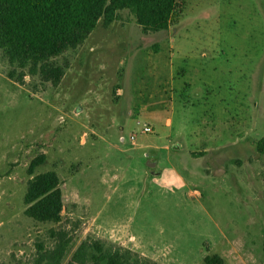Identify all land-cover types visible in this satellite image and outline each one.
<instances>
[{
  "label": "rangeland",
  "instance_id": "374dc122",
  "mask_svg": "<svg viewBox=\"0 0 264 264\" xmlns=\"http://www.w3.org/2000/svg\"><path fill=\"white\" fill-rule=\"evenodd\" d=\"M52 61L56 87L27 67L18 84L0 50V264H29L56 232L60 264L87 237L159 264H264V0H185L146 35L119 11ZM40 154L58 223L23 214Z\"/></svg>",
  "mask_w": 264,
  "mask_h": 264
},
{
  "label": "trees",
  "instance_id": "16d2710c",
  "mask_svg": "<svg viewBox=\"0 0 264 264\" xmlns=\"http://www.w3.org/2000/svg\"><path fill=\"white\" fill-rule=\"evenodd\" d=\"M185 0H0V50L14 69L7 78L21 84L28 75H38L56 87L67 68L52 59L83 44L98 21L104 27L129 12L141 33L166 31L183 11ZM16 69L20 71L17 73ZM44 155L34 157L27 168L30 178L23 194V214L39 223H58L62 194L53 171L33 175ZM52 233V232H51ZM57 242L49 249L39 245L29 264H60L69 240L56 232ZM264 252V242H263ZM204 264H222L218 255L206 256ZM66 264H159L113 243L85 238L73 250Z\"/></svg>",
  "mask_w": 264,
  "mask_h": 264
},
{
  "label": "built area",
  "instance_id": "2783aa9c",
  "mask_svg": "<svg viewBox=\"0 0 264 264\" xmlns=\"http://www.w3.org/2000/svg\"><path fill=\"white\" fill-rule=\"evenodd\" d=\"M151 131V129L149 128V127H147V126H145L143 129H142V132L143 133H148V132H150ZM131 139H133V136L131 137Z\"/></svg>",
  "mask_w": 264,
  "mask_h": 264
},
{
  "label": "water",
  "instance_id": "95a60500",
  "mask_svg": "<svg viewBox=\"0 0 264 264\" xmlns=\"http://www.w3.org/2000/svg\"><path fill=\"white\" fill-rule=\"evenodd\" d=\"M147 166H152V164H151V163H149V162H147Z\"/></svg>",
  "mask_w": 264,
  "mask_h": 264
}]
</instances>
